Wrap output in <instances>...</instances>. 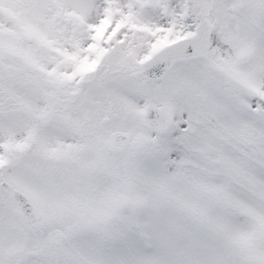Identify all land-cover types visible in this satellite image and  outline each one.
<instances>
[{"label": "snow or ice", "instance_id": "6c2138e0", "mask_svg": "<svg viewBox=\"0 0 264 264\" xmlns=\"http://www.w3.org/2000/svg\"><path fill=\"white\" fill-rule=\"evenodd\" d=\"M0 264H264V0H0Z\"/></svg>", "mask_w": 264, "mask_h": 264}]
</instances>
